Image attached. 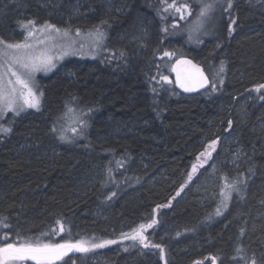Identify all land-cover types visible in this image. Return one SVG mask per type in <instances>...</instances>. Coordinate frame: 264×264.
I'll return each instance as SVG.
<instances>
[{
  "label": "trees",
  "instance_id": "obj_1",
  "mask_svg": "<svg viewBox=\"0 0 264 264\" xmlns=\"http://www.w3.org/2000/svg\"><path fill=\"white\" fill-rule=\"evenodd\" d=\"M163 2L0 0L6 42L19 40L27 21L85 33L99 26L104 33L101 56L68 57L37 77L38 110L4 118L11 131L0 136V244L4 236L13 243L44 233L46 243L117 241L56 264H264V89L255 91L264 84V0H232L218 35L192 34L201 39L197 46L188 41V26L201 1L182 0L184 19L166 13ZM165 52L200 63L209 79L223 61L224 83L217 76L215 92H180ZM165 75L169 86L160 79ZM245 92L250 98L240 103ZM78 120L86 124L80 135L72 132ZM226 127L242 146L243 162L235 171L220 167L213 192L220 195L225 177L247 180L216 215L205 201L209 189L196 187L221 151L216 131ZM63 130L68 139L60 138ZM212 140V156L185 184ZM153 220L145 235L163 246V260L159 249L122 239Z\"/></svg>",
  "mask_w": 264,
  "mask_h": 264
},
{
  "label": "snow or ice",
  "instance_id": "obj_2",
  "mask_svg": "<svg viewBox=\"0 0 264 264\" xmlns=\"http://www.w3.org/2000/svg\"><path fill=\"white\" fill-rule=\"evenodd\" d=\"M163 2V0H162ZM232 0H227V8L223 9L225 12L232 8ZM216 7L215 3H205L200 9L199 14L197 15V28L200 30V27L204 22L210 19L211 14L213 13ZM175 9L177 13L181 14V19L184 18L183 12L188 10L187 5H182L181 7L176 6L175 0L173 3L168 4L165 8V11ZM22 27H35L34 21H27L26 24H23ZM229 34H231L233 28L232 24L228 25ZM39 32L47 34L49 37H52V34L55 33L57 36L62 35L67 37L69 35V29L61 30L53 24L45 23L39 29ZM165 31H167L165 29ZM77 35L80 34V30H76ZM93 39V47L99 46L102 44L104 39V33L101 31L99 26H96L95 29L89 33ZM34 37V32L29 31L28 35L25 37L23 42L17 43H7L0 39V45H3L0 48V57H7L8 59V69L7 71L11 73V76L15 78L8 80L9 89L6 91L3 86H0V112L3 111H12L19 115L25 109H39L40 107V96L37 95L36 91L33 88V75L36 71H50L56 65L53 63L54 57L48 55L46 52H41L38 55H34L32 52L33 45L28 43L29 38ZM191 38V37H190ZM38 43H44L39 41ZM83 47V45H81ZM64 54H67L66 52ZM165 56H173L174 52H165ZM178 63L191 64V61H178ZM195 67V66H193ZM224 71L223 61L220 64L219 69L216 72V76H219V83L223 84V76L220 75ZM198 78L191 85L186 84L179 79V73H177V83L181 88L186 92L195 91L198 88H205L208 85L211 88L212 92L217 91V84L215 76L210 82L208 77L204 75L202 71L197 69ZM163 81H167L168 77L161 76L160 78ZM261 89H264V84H259L255 86V91L259 92ZM155 91V89H153ZM42 95V93H41ZM264 98V97H262ZM74 109H68V112H74ZM88 111H91L89 109ZM82 115V114H81ZM79 123L82 125L81 129L78 131L76 128L72 129V132L76 135H80L83 131V127L86 126L83 120H80ZM232 121H229V126H231ZM11 131L10 128H5L0 126V133L7 134ZM53 131H56L53 128ZM61 139H67L63 132H61ZM219 138H217L218 140ZM217 140H212L208 145L205 146V150L198 154L196 157L197 163L192 164V170L188 173L187 180L185 184L192 180L193 175L197 172L199 167H202L204 163L212 156V152L215 150L217 145ZM225 179V184L220 190V195L222 197L220 206L216 209V215H221V209L228 207V200L231 198L233 192L239 193L240 186L246 184V177L234 179L231 183L227 182V177ZM184 184L181 185V189L184 188ZM114 196L115 193H112ZM160 207V206H158ZM3 221L0 220V223ZM60 223L59 221L57 222ZM156 223L153 220L151 223L145 225L141 224L138 228L132 230L131 233L122 234L123 240H129L133 242V246L137 243L142 248H154L160 250V258L163 260L165 258V250L161 244H152L146 237L145 233L148 229L152 228ZM63 224H60L59 231L64 232ZM55 232V229L53 230ZM243 232V229H241ZM179 235V233H177ZM48 236L47 233L41 234L40 237H36L35 240H26L21 241L17 239L16 242L8 243V237L4 236L3 243L0 244V264H24L25 261H35V264H56L57 261H62L65 256L69 253L78 252V253H88L95 249H101L107 245L116 244V240H100L99 242H90L88 240L80 239L75 242L71 240H65L62 243L54 242H44V239ZM95 239V238H93ZM127 251V248H125ZM241 249H237L239 253ZM195 264H201L200 261H196ZM212 264H216V259L212 258ZM251 264H255V259L251 261Z\"/></svg>",
  "mask_w": 264,
  "mask_h": 264
},
{
  "label": "rangeland",
  "instance_id": "obj_3",
  "mask_svg": "<svg viewBox=\"0 0 264 264\" xmlns=\"http://www.w3.org/2000/svg\"><path fill=\"white\" fill-rule=\"evenodd\" d=\"M200 1H201V6L205 3H215L216 7H215L213 13L211 14L210 19H208L204 22V24L200 27V30H196V28H197V23H196L197 22V15L199 14L200 11L197 12V14L193 17V25L188 26V41L190 43H192V46H197L201 42V39H199V40L198 39H195V40L192 39V34H195L199 31H200V33H202L201 38L208 36V35H218L219 27L222 25V22L224 20V16L227 13L223 10V8H224L223 1L224 0H200ZM175 2H176L177 7H181L182 5H184L182 0H175ZM171 3H173V0H164V2H163V4L165 5V8L168 4H171ZM171 11L174 12L175 14H177V17L179 19H181V14L177 13L175 11V9L166 11V13L171 12ZM185 12L186 11L183 12L184 18L189 16V14L184 15ZM42 25H44V24H42V23H40L38 25L35 24L34 28L23 27V33H22L20 39L17 41H12V42H7V43L23 42L25 40V37L28 35V32L32 31V32H34V37L29 38V40L27 42L33 45V49H32L33 54L38 55L41 52H46L48 55L55 58L53 60V63H55L56 66L60 63V61L64 60L65 58L72 57V56L84 57V58H96L98 56H101V51H100L101 44L99 46L93 47V39L89 35L90 32H87V33L80 32V34L77 35L76 31L69 30V35L67 37H64L62 35L57 36L55 33L52 34V37H49L47 34L41 33L38 31V29ZM65 25H68V24H64V26ZM172 27H174V24H172L170 28H172ZM64 29H66V27L61 29V30H64ZM202 31H204V32H202ZM5 33L8 34L7 32H5ZM12 35L13 34L10 33V34H8L7 37L11 38ZM39 41H43L44 43H38ZM81 45H83V47H81ZM2 47H3V45H0V48H2ZM65 52L67 54H64ZM165 57L168 59V70L170 72L171 66L177 58H175L173 60L172 58H170V56H165ZM54 68H52L51 70H53ZM7 69H8L7 57H0V86H3L6 91L10 87L8 85V80L9 79H12L13 81L15 80V78L11 76V73H9L7 71ZM50 71H43V70L36 71L33 75V88H34V91H36L37 95L40 96V99H41V91H40V87L38 85L37 77L39 75L45 76ZM209 75H210V71H209ZM165 76L167 77V75H165ZM214 76H215V80L217 83L216 72L211 73L210 79L212 81ZM162 82L168 83V86H169V82L163 81V80H162ZM240 98L241 99L239 102L242 103L243 101H245V102L248 101L250 96L248 95L247 92H245L243 95H241ZM260 98H261V96H260ZM28 109H31V108H28ZM25 110H27V109H25ZM7 114L16 115V113H14L12 111H7V110L0 112V126H3L5 128H8L7 127L8 125H6L4 122V118ZM229 121H232V123H233L234 120H232L231 118L228 119L226 121L227 127H231V126H229ZM77 124L79 125V120L74 121V123L72 124V127L77 128ZM227 127H226V130L224 132H218L217 133V131H216V134H218V136L220 137L218 143L221 146V151L219 153V156L214 159L213 164L209 166L208 170L205 172V174L201 178L198 186L196 187L197 192H199L200 186H204L205 188L209 189V193H211V195H209L210 197H207V199L205 201L210 202L211 205L215 206L216 208L218 206H220V202L222 199V197L219 194H217L216 190H215V192H213V189L216 186L215 184H217L218 180L221 181V178L223 176V173L220 172V167L227 166L229 168V170L235 171L236 168L239 166V163L241 164L243 162V156H244L242 146L240 145L239 140L235 139L236 136H234V134L232 132L227 131ZM62 132H63L64 136L68 139L69 133L67 131L64 132V130ZM2 134L3 133H0V136Z\"/></svg>",
  "mask_w": 264,
  "mask_h": 264
},
{
  "label": "water",
  "instance_id": "obj_4",
  "mask_svg": "<svg viewBox=\"0 0 264 264\" xmlns=\"http://www.w3.org/2000/svg\"><path fill=\"white\" fill-rule=\"evenodd\" d=\"M178 61H191V64L178 63ZM193 66H195V67H193ZM197 69H199L200 71H202L204 73V75L206 77H208L207 74L205 73L203 67L200 65V63L194 61L193 59H191L189 57H180V58L176 59L173 62L172 66H171L172 75L174 77V80H175V83H176L177 87L184 94H187V95H196V94L202 93V92H204V91H206V90H208L210 88L208 85H206L205 88H198L195 91L186 92V91H184L183 88H181L179 86V84L177 83V79H178L177 73H179V79H180V81H182V82H184L186 84L191 85L198 78ZM73 253H76V252H73ZM73 253H69V254H73ZM33 262H35V261H33Z\"/></svg>",
  "mask_w": 264,
  "mask_h": 264
},
{
  "label": "bare ground",
  "instance_id": "obj_5",
  "mask_svg": "<svg viewBox=\"0 0 264 264\" xmlns=\"http://www.w3.org/2000/svg\"><path fill=\"white\" fill-rule=\"evenodd\" d=\"M207 91V90H206ZM205 92V91H204ZM203 93V92H202Z\"/></svg>",
  "mask_w": 264,
  "mask_h": 264
}]
</instances>
